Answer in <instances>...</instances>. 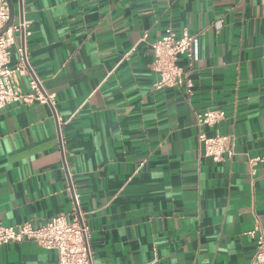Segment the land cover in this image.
I'll return each mask as SVG.
<instances>
[{
    "label": "crops",
    "instance_id": "crops-1",
    "mask_svg": "<svg viewBox=\"0 0 264 264\" xmlns=\"http://www.w3.org/2000/svg\"><path fill=\"white\" fill-rule=\"evenodd\" d=\"M11 1L52 104L0 108V223L79 209L92 264H250L248 231H264V0ZM166 28L194 35L192 63L178 56L189 89L155 85ZM30 78L17 75L21 90ZM206 109L224 117L198 125ZM199 132L233 134L234 156L205 155ZM56 261L34 240L0 244V264Z\"/></svg>",
    "mask_w": 264,
    "mask_h": 264
},
{
    "label": "built area",
    "instance_id": "built-area-1",
    "mask_svg": "<svg viewBox=\"0 0 264 264\" xmlns=\"http://www.w3.org/2000/svg\"><path fill=\"white\" fill-rule=\"evenodd\" d=\"M9 17L6 0H0V28ZM30 21L21 19L12 22L0 34V108L12 102L33 103L35 101L52 104V95L46 91L39 77L34 73L28 60L26 39L30 35ZM194 35L183 30L180 34L172 28H166L164 33L152 44V68L158 74L155 85L173 86L185 85L188 89L191 82L186 77L178 56L184 55L189 65L193 59ZM14 47L15 62H11V48ZM31 73L28 89L23 91L18 85L17 75ZM187 89V90H188ZM224 117L220 109H206L197 113V124L212 125ZM198 139L204 145V154L213 160L223 157L232 158L235 154L233 134L207 136L199 132ZM261 158H250L251 163ZM253 171V170H252ZM255 241V250L250 264H264V231L258 227L248 231ZM23 239L34 240L38 245L55 250L56 264H92L89 248V230L84 222L82 212L77 209L71 219L63 214L51 217L44 224L36 226L24 222L18 226H7L0 223V244Z\"/></svg>",
    "mask_w": 264,
    "mask_h": 264
},
{
    "label": "water",
    "instance_id": "water-1",
    "mask_svg": "<svg viewBox=\"0 0 264 264\" xmlns=\"http://www.w3.org/2000/svg\"><path fill=\"white\" fill-rule=\"evenodd\" d=\"M8 10H9V17L8 20L5 22V24L0 28V34L14 21V6L11 0H6ZM21 20V17H19Z\"/></svg>",
    "mask_w": 264,
    "mask_h": 264
}]
</instances>
